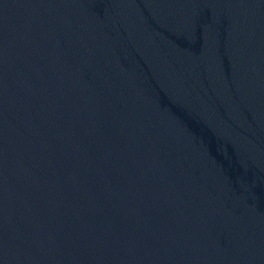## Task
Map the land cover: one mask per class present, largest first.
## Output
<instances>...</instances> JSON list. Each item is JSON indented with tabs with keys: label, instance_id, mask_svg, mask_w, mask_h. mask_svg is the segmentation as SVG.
Wrapping results in <instances>:
<instances>
[{
	"label": "water",
	"instance_id": "95a60500",
	"mask_svg": "<svg viewBox=\"0 0 264 264\" xmlns=\"http://www.w3.org/2000/svg\"><path fill=\"white\" fill-rule=\"evenodd\" d=\"M0 264H264V0H0Z\"/></svg>",
	"mask_w": 264,
	"mask_h": 264
}]
</instances>
